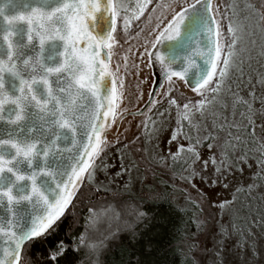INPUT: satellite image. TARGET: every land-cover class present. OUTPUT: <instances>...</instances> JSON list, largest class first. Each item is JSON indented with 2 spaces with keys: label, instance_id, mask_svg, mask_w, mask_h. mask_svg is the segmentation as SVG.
Instances as JSON below:
<instances>
[{
  "label": "snow or ice",
  "instance_id": "1",
  "mask_svg": "<svg viewBox=\"0 0 264 264\" xmlns=\"http://www.w3.org/2000/svg\"><path fill=\"white\" fill-rule=\"evenodd\" d=\"M238 8L237 0H222L215 6L213 0L0 3V264H22L26 244L55 233L62 218L75 207L74 201L95 180L101 166L97 161L102 162L110 145L105 133L122 115L119 101L123 99L124 80L120 72L122 67L125 71L129 68L127 53L144 57L146 66L158 63L165 69L168 86L158 85L164 88L162 93L149 91V111L160 103L157 96L170 97L176 90V80L201 97L182 106L174 97L167 100L169 106L177 108L178 127L171 141L179 136L189 140L187 149L180 145V151L190 153L193 161L200 160L197 145L207 141V147L213 149V141L218 138L214 133L226 131L219 157L214 154L203 161V166L211 163L221 174L236 167L233 153L241 138L233 131H241L240 126L227 116H221L223 123L219 124L214 118L212 130L208 131L206 125V134L200 139L199 121H193L197 116L205 119L207 109L223 92L245 51L247 28L236 20L240 11H259V19L264 21V0H249L243 9ZM141 37L142 43L133 52ZM124 45H128L127 52L121 56L116 49L123 50ZM113 56L122 63L113 66ZM132 67L139 65L133 63ZM234 96L233 108L242 106L247 112L240 113L248 121L243 130L254 133L253 117L257 113L253 104ZM249 96H255L254 89ZM261 105L264 107V99ZM223 107L226 109L227 104ZM81 137L87 142L82 143ZM74 149L79 151L67 165L65 154ZM258 151V163L264 171V143ZM247 159V153L235 157L241 163ZM246 187L251 189L254 184ZM240 191L244 189H237ZM230 203L222 202L221 207ZM259 222L264 228V216ZM236 231L239 234L241 229ZM80 242L84 243L83 237ZM88 247L95 251L98 245ZM69 250L63 242L55 245L49 253L52 264H58Z\"/></svg>",
  "mask_w": 264,
  "mask_h": 264
},
{
  "label": "trees",
  "instance_id": "2",
  "mask_svg": "<svg viewBox=\"0 0 264 264\" xmlns=\"http://www.w3.org/2000/svg\"><path fill=\"white\" fill-rule=\"evenodd\" d=\"M237 2L239 4L237 11H240L249 0H237ZM252 2L258 3L259 0ZM259 16V11L253 12L251 9L240 11L236 20L247 28L243 40L245 51L237 59L238 67L231 72L223 92L207 109L205 119L200 120L197 116L193 122L199 121L200 134L203 135L206 134V125L208 131L212 130L211 124L214 118L217 124L223 123L221 116H227L231 123L240 126L241 131H233L234 136L239 135L241 138V144L233 153V160L237 171L243 170L244 165L254 169L255 171L251 173L252 178L253 180L257 178L260 183L259 200L255 202L251 200L252 221L256 220L257 223H249L252 228L249 230L253 231L252 234L249 233V237L253 242L251 253L255 257L257 252L260 256L259 264H264V228H261L259 222L261 216H264V180L260 179V176H264V171L258 163L261 159L258 149L260 143H264V107L261 105V99H264V82H262L264 55L261 54L264 52V27ZM253 89L255 96L250 97L249 93ZM234 94L248 99L253 104V111L257 113L253 117L254 133L243 130L248 121L240 113L244 111L247 115V112L242 106L233 108ZM199 99L201 97L196 101ZM225 104H227L226 109L223 107ZM171 109L168 106V111ZM149 127L150 122L144 129V135L136 139L141 147L136 153L135 160L143 177L155 179L156 170L146 156L143 146ZM185 131L188 129L186 128ZM214 134L217 135V140L222 142L226 131ZM253 136L254 139H250ZM244 144H247L246 148L242 147ZM244 153L248 154L245 162L235 160L236 156ZM171 170L176 171V168ZM257 173L260 176L255 175ZM157 187L154 185V189L146 196H140L126 191L100 188L92 183L86 187L84 195L74 201L75 207L62 218V223L55 233L47 239H38L26 244L22 252V264H52L49 253L54 251L55 245L60 242L70 250L59 258L58 264H194L183 247L186 241L193 237L194 232L202 230L198 223V206L191 201L186 207L180 208L170 199L168 190L159 185ZM235 188H246L245 181L242 186ZM244 191H240V194ZM243 199L244 196L241 201L242 206L245 207ZM244 209L240 208L242 214ZM239 220L241 226L245 225L244 218ZM81 237L84 238V243L80 242ZM89 244L98 247L93 251L88 247Z\"/></svg>",
  "mask_w": 264,
  "mask_h": 264
},
{
  "label": "rangeland",
  "instance_id": "3",
  "mask_svg": "<svg viewBox=\"0 0 264 264\" xmlns=\"http://www.w3.org/2000/svg\"><path fill=\"white\" fill-rule=\"evenodd\" d=\"M216 3H222V0H213L214 6ZM261 24L264 27V21H261ZM142 37L136 41L133 52H136L142 43ZM127 48L128 45H124L123 50L116 49V51L122 56L127 52ZM127 54L129 55V68L125 71L122 67L120 72L124 80V88L121 89L123 99L119 101V111L122 115L105 133L110 145L105 150L102 162L97 161V164L101 166L95 173L93 184L100 188L126 191L140 196H146L154 189V185L156 187L159 185L170 192V199L180 208L186 207L191 201L197 204L198 223L202 230L194 232L193 237L189 238L183 247L193 259L194 264H259L260 256L256 252L254 257L251 253L253 242L249 237V233H253L249 230L252 229L249 224L253 214L250 209L251 200L252 202L258 201L261 196L260 183L257 178L253 180L251 175L255 170L244 165L242 171H237L233 167L221 174L215 171L211 163L204 168L203 161L209 160L214 154L219 157L221 151L219 140L213 142L215 145L213 149H209L207 143L197 145L200 160L196 161H193L191 154L187 151H180V145H184L187 149L189 145L187 139L179 136L177 140L171 141L173 131L178 127L177 108L170 106L172 111H168L167 100L174 97L182 106L189 101L195 103L199 97L192 93L183 81L176 80V90L170 94V97L161 99L157 96L160 103L155 108L149 111L148 106L141 114H133L140 110L146 102L154 76L152 67L146 66L147 61L144 57H139L138 53L137 55ZM117 62L122 63L117 56H113V66ZM133 63L139 67H132ZM161 85L165 88L168 86L166 78ZM163 91L164 88L159 87L156 92L162 93ZM161 112L165 115L160 116ZM147 117L151 119L148 120ZM149 122V132L142 144L146 156L156 170L155 179L143 177L135 160L136 153L141 147L136 139L144 135L145 124ZM204 135L199 132L198 138L202 139ZM171 168H176V171H172ZM183 177H190V179ZM244 181L245 187L249 184H254V187L251 189L246 187L244 188L245 194H240L235 187L242 186ZM243 196L245 207L242 206L241 201ZM225 201L232 203L221 207L222 202ZM241 207L245 208L243 214L240 212ZM241 218L245 219L243 226L239 220ZM233 225L236 227L234 228ZM236 228L241 229L239 234Z\"/></svg>",
  "mask_w": 264,
  "mask_h": 264
},
{
  "label": "water",
  "instance_id": "4",
  "mask_svg": "<svg viewBox=\"0 0 264 264\" xmlns=\"http://www.w3.org/2000/svg\"><path fill=\"white\" fill-rule=\"evenodd\" d=\"M0 3H3V0H0ZM199 39L203 40L202 37L199 38ZM200 46L203 47L202 44H201ZM195 47H196V45H193V48H195ZM163 50H164V49L161 48V51H163ZM199 62H200V61L197 60V63H199ZM151 67H152V72H153L154 80H153V84H152V87H151V90H150V91H155V92H156V91L159 89L158 85H161L162 82H163V81L165 80V78H166V77H165V69H163V68L161 67V65L158 64V63H153ZM173 68L176 69V70H179V69L176 67V65H173ZM191 71H192V72H195L196 69H192ZM185 85H186V84H185ZM110 86H111V85H110V83H109V87H110ZM186 87H187L188 89H190V87H189L188 85H186ZM101 94L103 95V91H102ZM149 99H150V98H149V96H148V98H147L146 101H148ZM148 106H149V105L145 102L144 105L141 107V109L138 110V111L133 112V114H135V115L141 114L142 112H144V111L148 108ZM84 123H87V121H84ZM80 131H81V133H83V132H84V129H80ZM81 140H82V143H86V142H87L86 139H84L83 137H81ZM77 151H79V149H74L73 152L65 154V162H66L67 165H71V164L73 163V160L71 159V157H72V156H75L76 153H77Z\"/></svg>",
  "mask_w": 264,
  "mask_h": 264
}]
</instances>
